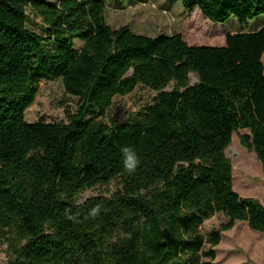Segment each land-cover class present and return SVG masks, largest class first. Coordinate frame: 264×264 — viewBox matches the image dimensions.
<instances>
[{
  "label": "trees",
  "instance_id": "trees-1",
  "mask_svg": "<svg viewBox=\"0 0 264 264\" xmlns=\"http://www.w3.org/2000/svg\"><path fill=\"white\" fill-rule=\"evenodd\" d=\"M168 1L215 24L264 15V0ZM105 9L103 0H0L7 264H213L236 222L264 235V206L233 190L225 156L233 133L246 130L240 144L264 173V26L228 34L222 47H195L180 34L112 29ZM50 80H61L78 108L67 123L28 124L24 113ZM138 86L156 94L142 119L103 123L113 99ZM112 181L115 193L79 202ZM216 213L227 221L205 239L200 227Z\"/></svg>",
  "mask_w": 264,
  "mask_h": 264
},
{
  "label": "rangeland",
  "instance_id": "rangeland-1",
  "mask_svg": "<svg viewBox=\"0 0 264 264\" xmlns=\"http://www.w3.org/2000/svg\"><path fill=\"white\" fill-rule=\"evenodd\" d=\"M49 3L57 0H46ZM106 6L104 18L112 29L124 26L137 34L147 37L172 36L180 34L189 46L222 47L225 36L235 33H252L264 26V15L258 16L245 25L231 18L223 24H215L203 19L198 10L187 12L180 3L171 4L168 0H142L140 3L103 0ZM27 27L30 31L40 33V21L29 12ZM82 43L75 41V48ZM264 65V58H263ZM191 84L196 78L190 76ZM156 94L138 86L131 94L115 97L103 123L111 120L119 123L140 121L148 109L155 103ZM78 99L65 93L61 80L42 81L32 106L24 113L28 124L39 119L52 123H67L68 115L75 113ZM246 130L233 133L230 146L225 156L232 166L233 190L243 198H253L264 206V173L253 153L247 152L240 144L239 136L248 135ZM118 190L116 181L106 186H98L85 191L79 197L82 203L90 197L107 196ZM227 220L221 213H216L203 221L200 230L205 239L210 232ZM213 264H264V235L252 232L244 222L235 223L234 227L221 234L220 244L214 248ZM9 260L7 245L0 243V264Z\"/></svg>",
  "mask_w": 264,
  "mask_h": 264
},
{
  "label": "clouds",
  "instance_id": "clouds-1",
  "mask_svg": "<svg viewBox=\"0 0 264 264\" xmlns=\"http://www.w3.org/2000/svg\"><path fill=\"white\" fill-rule=\"evenodd\" d=\"M135 160V157L133 154H128L126 153V162H131V161H134ZM129 166L131 167V164H129Z\"/></svg>",
  "mask_w": 264,
  "mask_h": 264
},
{
  "label": "crops",
  "instance_id": "crops-1",
  "mask_svg": "<svg viewBox=\"0 0 264 264\" xmlns=\"http://www.w3.org/2000/svg\"><path fill=\"white\" fill-rule=\"evenodd\" d=\"M237 223V222H236ZM244 223H246V222H244ZM247 224V223H246Z\"/></svg>",
  "mask_w": 264,
  "mask_h": 264
}]
</instances>
